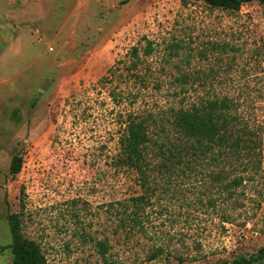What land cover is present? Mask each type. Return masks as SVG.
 <instances>
[{"label": "rangeland", "instance_id": "1", "mask_svg": "<svg viewBox=\"0 0 264 264\" xmlns=\"http://www.w3.org/2000/svg\"><path fill=\"white\" fill-rule=\"evenodd\" d=\"M143 37L154 41L151 80L132 107L163 113L225 98L257 149L248 172L234 171L244 177L235 208L229 199L207 204L216 199L212 164L166 183L157 174L147 235L125 236L117 201L139 190L118 146L122 107L108 89L127 84L99 79L117 61L125 73ZM15 154L23 163L11 176ZM11 212L46 264H104L97 241L119 264H209L256 252L264 243V3L0 0V264H12ZM152 243L167 250L149 261Z\"/></svg>", "mask_w": 264, "mask_h": 264}, {"label": "trees", "instance_id": "2", "mask_svg": "<svg viewBox=\"0 0 264 264\" xmlns=\"http://www.w3.org/2000/svg\"><path fill=\"white\" fill-rule=\"evenodd\" d=\"M202 1L208 6L224 9H236L250 1L264 3V0ZM181 2L187 5L188 0ZM154 49V41L143 37L138 45L132 46L127 52L125 73L118 69V62L122 61H117V64L107 69L105 75L99 79L101 84H107L112 83L114 77H120L121 82L127 84V89H108L112 101L122 107L119 119L122 129L118 146L121 153L129 158L139 190L117 201V230L125 233V236L147 235L144 214L154 200L157 174L163 177L166 183L175 174L184 175L186 171L196 170L199 164H212L216 170L210 173V189L214 190L216 199L209 198L207 204L215 206L216 201L221 204L229 199L230 207L235 208L238 204L235 193L244 177L234 171L241 169L248 172L257 149V144L251 137V129L239 122L230 111L225 98L192 102L187 108L182 105L169 107L163 113L132 107L150 83L151 68L148 58ZM175 79L179 80L178 77ZM125 98L129 99L124 101ZM22 163V156L13 155L9 174L15 176L19 173ZM227 164L231 166V170L224 168ZM113 207V204H108L107 211L110 212ZM7 223L11 236L9 247L12 264H46V258L39 245L21 236L19 214L9 213ZM152 244L151 252L147 255L149 261L167 250V246L161 243ZM95 246L104 264H119L108 258L107 245L103 241H97ZM261 261H264V243L254 253L241 254L232 259H218L209 264H256ZM176 264H180V260Z\"/></svg>", "mask_w": 264, "mask_h": 264}]
</instances>
